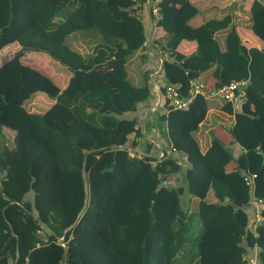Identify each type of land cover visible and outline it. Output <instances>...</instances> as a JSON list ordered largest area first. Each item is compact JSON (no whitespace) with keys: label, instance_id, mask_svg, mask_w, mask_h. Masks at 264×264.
Here are the masks:
<instances>
[{"label":"trees","instance_id":"obj_1","mask_svg":"<svg viewBox=\"0 0 264 264\" xmlns=\"http://www.w3.org/2000/svg\"><path fill=\"white\" fill-rule=\"evenodd\" d=\"M233 1L194 25L174 0L159 2L158 15L155 0H0V51L20 46L0 64V264H246L256 246L264 264L253 204L264 214V0H252L245 26L259 46L232 16L248 1ZM140 9L158 28L162 92L187 97L193 78L205 85L188 109L163 95L154 112L162 158L140 151L136 112L154 98ZM23 52L62 67L65 86ZM242 80L236 104L210 95ZM214 100L224 119L212 127ZM246 172L257 174L253 187ZM77 226L81 243L71 241Z\"/></svg>","mask_w":264,"mask_h":264},{"label":"crops","instance_id":"obj_2","mask_svg":"<svg viewBox=\"0 0 264 264\" xmlns=\"http://www.w3.org/2000/svg\"><path fill=\"white\" fill-rule=\"evenodd\" d=\"M247 6L241 7L238 2L237 7L232 11V16L234 22L238 24V29L244 40L251 43L254 46H259V40L253 36V34L245 27L248 25V6L251 5L252 0H247ZM233 0H174L173 4L175 6L181 7L185 13L186 19L191 18L190 22L194 25H199L212 17H221L225 15V6L229 3H233ZM245 2V1H244ZM199 8V11L197 10ZM141 18L144 20L146 28L149 33V39L151 42V48L149 51V56L145 62V68L152 71L153 76V91L154 98L148 101L146 104H141L140 108L137 110L136 114L140 117L144 124V131L146 132L147 142L141 147L140 151L152 156H158L154 154L156 150L164 151L167 145V140H163L156 129V116L154 112L160 108L162 101V89L159 82V71L161 69L163 57L157 53L156 43L153 40V36L157 31L156 25L153 23L152 16L150 12L146 9H140L138 11ZM244 16V17H243ZM246 16V17H245ZM196 48V43L191 41H183L181 44V50L186 53H192ZM65 78L62 79L61 87L65 86ZM214 90L211 92V96H214ZM210 96V97H211ZM220 107V101L214 100L211 102L212 110L209 113V125L214 126L215 120L224 119L222 108ZM153 115V118L151 117ZM148 118H150L148 120ZM222 123V122H220ZM213 124V125H212ZM209 131L208 129H205ZM219 135L224 139L225 142L230 143V136L225 131L221 132ZM234 152L240 153L242 148L240 145H232ZM172 149L169 147L167 151ZM173 151V150H172ZM255 204V202H253Z\"/></svg>","mask_w":264,"mask_h":264},{"label":"built area","instance_id":"obj_3","mask_svg":"<svg viewBox=\"0 0 264 264\" xmlns=\"http://www.w3.org/2000/svg\"><path fill=\"white\" fill-rule=\"evenodd\" d=\"M149 1V0H148ZM162 0H155V3L153 5L149 6L150 12L152 15H158L159 9H158V3ZM248 84V80H242V81H233L225 86H222L218 90H216V93H218L221 97L225 98L227 102H230L232 104H236L237 101L241 100L240 95L238 94V90L240 87H245ZM190 92L187 97H182L180 94L176 91V88L174 86H168L164 92H162V97H166L170 103L173 105L174 108L177 109H188L190 107V104L193 102L195 97L198 94H204L205 93V85L199 81L198 78H193L190 81ZM167 153H171V151H167ZM134 155L138 157H142L140 153L135 152ZM165 152L161 150L160 154H158L159 158H162L164 156ZM257 177L256 173H249L246 172L245 174V180L247 183L253 187L255 178ZM256 204L255 209V217L256 221L254 224V228L260 224L262 221H264V214L262 207L260 205V202L254 201ZM259 253V247L256 246L254 251L252 252V255H247V263L246 264H261L258 258Z\"/></svg>","mask_w":264,"mask_h":264},{"label":"rangeland","instance_id":"obj_4","mask_svg":"<svg viewBox=\"0 0 264 264\" xmlns=\"http://www.w3.org/2000/svg\"><path fill=\"white\" fill-rule=\"evenodd\" d=\"M19 50H20V46L18 44L10 45L4 48L3 50H1L0 51V64L4 62L6 59H8V57H11L17 52H19ZM20 56L23 62L33 65L37 68H40L44 72L53 75L56 81L60 82V84L62 83V76L65 78L62 67H60L57 63H54L52 60H50V58L43 56L42 54H39L37 52H23V53H20ZM55 72H58L59 74H56ZM151 117L153 118V115H151ZM149 119L150 118H148V120ZM6 141L10 146L13 145V134L12 133L10 132L8 133ZM160 152L161 151L156 150L154 154L158 155L160 154ZM197 226H198V222H197ZM197 226L196 228H198ZM196 228L195 226H192L191 228L192 240L189 243V246L191 249L190 255H193L194 249L196 248V241H195V236L197 234V232H195ZM82 235L84 234H82L80 227L78 226L75 227L72 232L71 241L75 243H81L84 239ZM191 258L192 256H190V259Z\"/></svg>","mask_w":264,"mask_h":264},{"label":"water","instance_id":"obj_5","mask_svg":"<svg viewBox=\"0 0 264 264\" xmlns=\"http://www.w3.org/2000/svg\"><path fill=\"white\" fill-rule=\"evenodd\" d=\"M214 93H216V91H214ZM263 158H264V153H263ZM263 162H264V159H263Z\"/></svg>","mask_w":264,"mask_h":264}]
</instances>
